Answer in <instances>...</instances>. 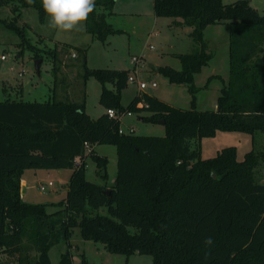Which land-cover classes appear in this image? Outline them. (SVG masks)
<instances>
[{"label": "trees", "instance_id": "obj_1", "mask_svg": "<svg viewBox=\"0 0 264 264\" xmlns=\"http://www.w3.org/2000/svg\"><path fill=\"white\" fill-rule=\"evenodd\" d=\"M12 3L16 12L36 9L45 22L41 0H0V7ZM95 3L86 32L102 42L122 34L107 20L116 0ZM154 13L181 18L192 28L189 36L197 50L176 55L180 70H158L172 84L189 85L192 93L195 75L212 58L205 29L230 24V77L223 81L216 110L177 108L146 93L124 106L130 71L89 69L86 62L84 78L94 77L103 86L99 102L106 112L97 119L86 113L84 103L0 101V251L37 253L33 260L23 255L18 264H51L50 249L69 242L77 227L84 239L103 243L111 253L150 255L153 264H264V183L257 176L264 150H252L243 160L235 147L208 159L200 153L201 140L218 131L264 132V16L248 0H154ZM7 27L24 39L16 20ZM80 51L86 56V49ZM109 109L118 116L111 118ZM129 113L164 125L165 135L121 133L122 118ZM96 145L116 147L112 186L107 157L94 150L86 155L87 146ZM89 156L106 183L87 180ZM29 169H73L66 197L55 205L60 210L49 213L45 204L22 200ZM61 264H73L68 253Z\"/></svg>", "mask_w": 264, "mask_h": 264}, {"label": "rangeland", "instance_id": "obj_2", "mask_svg": "<svg viewBox=\"0 0 264 264\" xmlns=\"http://www.w3.org/2000/svg\"><path fill=\"white\" fill-rule=\"evenodd\" d=\"M237 1L240 0H222L224 4ZM248 1L264 16V0ZM14 7L13 3L0 7V101L21 99L84 103L86 113L97 119L105 110L99 102L103 86L94 77L84 78V62L89 69L129 70L136 76L133 57H142L143 62L137 66V78L148 83V87L140 90L136 83L129 82L122 92L124 106H128L138 94L146 93L177 108L191 109L194 106L200 111H213L216 110L223 81H229L231 26L227 22L210 25L204 31L212 58L195 75V93H192L189 85L172 84L152 68L156 65L180 70L181 62L176 55L191 53L198 48L189 36L190 26L184 23L175 25V18L155 15L154 0H116L113 13L107 16V20L123 33L111 35L105 42L94 38L85 28L72 32L50 29L48 17L41 22L36 9L21 8L16 12ZM14 20L24 30V39L7 27ZM80 49L87 50L86 56ZM37 53L41 56L35 57ZM37 59L42 60L40 74L35 70ZM211 77L214 78L209 81ZM152 81L157 83V87L151 86ZM106 87L113 89L111 84ZM140 116L136 113L125 115L121 125L123 131L130 133L132 129L133 134L140 136L165 135L164 125L145 122ZM227 147H235L238 160H243L246 153L252 150H264V132L252 136L245 132L218 131L214 136L201 140V158H213ZM92 150V147L88 148L87 155H91ZM96 153L108 159L107 184L112 186L117 176L116 147L97 145ZM72 172L73 169L26 170L23 179L27 180L28 189L21 191L22 200L29 204H45L49 213L60 210L55 205L66 197ZM257 176L264 183V161L257 170ZM86 178L95 184L106 183L90 156L87 158ZM100 211L106 213V208ZM67 253L73 264H153L150 255L137 253L127 257L111 253L103 243L84 239L79 227L74 228L69 242L62 240L50 249L51 264H61L62 257ZM23 255H29L31 260L37 257L33 249H25L15 255L0 251V264H18Z\"/></svg>", "mask_w": 264, "mask_h": 264}, {"label": "clouds", "instance_id": "obj_3", "mask_svg": "<svg viewBox=\"0 0 264 264\" xmlns=\"http://www.w3.org/2000/svg\"><path fill=\"white\" fill-rule=\"evenodd\" d=\"M41 3L48 17V27L59 32L83 31L96 7L95 0H41ZM205 244L212 245V239H206Z\"/></svg>", "mask_w": 264, "mask_h": 264}, {"label": "built area", "instance_id": "obj_4", "mask_svg": "<svg viewBox=\"0 0 264 264\" xmlns=\"http://www.w3.org/2000/svg\"><path fill=\"white\" fill-rule=\"evenodd\" d=\"M151 48H153V47H151ZM131 60H132V63L134 64V66H135L134 74L136 76H134L133 74H131L130 77H129V82L136 83L138 85V87H139L140 90H145L148 87V83L143 82V81H139L138 78H137V74H138L137 66L143 62V59H142V57H133ZM151 86L155 88V87H157V83L154 82V81H152L151 82ZM107 113H108V115L111 118H115V117L118 116L117 112L115 110H113V109L107 110ZM127 115L130 116V115H132V113H129ZM120 132L121 133H125L122 128H121ZM130 133H133V130L132 129H131V132ZM87 148H90V147L87 146ZM86 155H87V153H86ZM77 165H78V162L76 161V166Z\"/></svg>", "mask_w": 264, "mask_h": 264}, {"label": "crops", "instance_id": "obj_5", "mask_svg": "<svg viewBox=\"0 0 264 264\" xmlns=\"http://www.w3.org/2000/svg\"><path fill=\"white\" fill-rule=\"evenodd\" d=\"M183 22H184V21H183V19H181V18H177V19L174 20V24H175V25H182ZM85 29H86V26H85ZM159 67H162V66H159ZM105 112H106V109L104 110L103 113H105ZM132 115H133V114H132ZM132 115H130V116H132ZM127 116H129V115H127ZM122 120H123V119H122ZM121 128H122V127H121ZM92 148H93V150L96 152L97 145L94 146V147H92ZM113 182H115V180H113ZM22 187L25 188V192H26L27 189H28V182H27L26 179H23V180H22Z\"/></svg>", "mask_w": 264, "mask_h": 264}, {"label": "water", "instance_id": "obj_6", "mask_svg": "<svg viewBox=\"0 0 264 264\" xmlns=\"http://www.w3.org/2000/svg\"><path fill=\"white\" fill-rule=\"evenodd\" d=\"M41 63H42V60H41V59H37V60H35V70H36V72H37L38 74H40V65H41ZM152 68H153L156 72H158V70H159V66H156V65H153ZM24 191H25V188L22 187V192H24Z\"/></svg>", "mask_w": 264, "mask_h": 264}]
</instances>
